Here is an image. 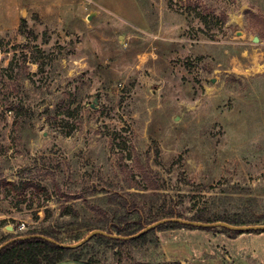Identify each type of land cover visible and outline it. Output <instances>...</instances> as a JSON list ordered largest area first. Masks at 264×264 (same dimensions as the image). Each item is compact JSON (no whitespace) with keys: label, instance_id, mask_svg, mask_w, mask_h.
<instances>
[{"label":"rangeland","instance_id":"obj_1","mask_svg":"<svg viewBox=\"0 0 264 264\" xmlns=\"http://www.w3.org/2000/svg\"><path fill=\"white\" fill-rule=\"evenodd\" d=\"M138 3L144 29L90 0H0V244L105 228L119 204L264 223V0ZM149 232L144 246L91 238L66 261L264 264V231Z\"/></svg>","mask_w":264,"mask_h":264},{"label":"trees","instance_id":"obj_2","mask_svg":"<svg viewBox=\"0 0 264 264\" xmlns=\"http://www.w3.org/2000/svg\"><path fill=\"white\" fill-rule=\"evenodd\" d=\"M23 26H26V20H22ZM129 159L141 169V174L149 178V172L143 166L139 156H129ZM134 174L133 170L131 171ZM147 172V173H146ZM14 189H19L18 184L10 183ZM131 189L144 190L148 185L143 186L141 182L130 186ZM150 188V187H149ZM120 210L113 212V217L110 223L105 228L97 227L93 222H67L57 224L55 226L36 227L28 232L16 235H7L0 246L7 243L0 250V264H60L68 258H72L75 254V249L72 248L74 244H78L84 240L94 230H102L108 235H96L93 238L111 242V243H129L134 245L144 246L147 243V237L151 232L137 236L148 226L163 220H169L157 227L159 230H179V229H198V227L184 223L183 221H195L202 223H217L226 222L237 226L250 225H264V223L246 224L240 220H231L226 216H217L214 218H207L204 213H197L191 218H183L177 216H162L158 215L152 217H143L137 212L122 211L125 206L119 204ZM76 225V226H75ZM215 232L229 233L232 237H236L246 232H237L224 227L214 228H200ZM151 231V230H150ZM264 230H257L260 233ZM251 232V231H250ZM253 232V231H252ZM118 237H134L132 239H121ZM79 261L75 258L73 261Z\"/></svg>","mask_w":264,"mask_h":264},{"label":"crops","instance_id":"obj_3","mask_svg":"<svg viewBox=\"0 0 264 264\" xmlns=\"http://www.w3.org/2000/svg\"><path fill=\"white\" fill-rule=\"evenodd\" d=\"M90 3L96 6L97 13L103 10L130 27L144 29L147 26L138 0H90Z\"/></svg>","mask_w":264,"mask_h":264},{"label":"water","instance_id":"obj_4","mask_svg":"<svg viewBox=\"0 0 264 264\" xmlns=\"http://www.w3.org/2000/svg\"><path fill=\"white\" fill-rule=\"evenodd\" d=\"M24 16H25V14H24ZM167 221H169V220H163V221L157 222V223H155V224H153L151 226H148L143 231H141L137 236L142 235V234H145V233L149 232L150 230L158 227L159 225H161V224H163V223H165ZM183 222L186 223V224H189V225L198 227V228L224 227V228L230 229L232 231H237V232H250V231L264 230V225L237 226V225H231V224L226 223V222H217V223H202V222H195V221H183ZM11 228L12 227H9V229H11ZM99 234H101V235H108L106 232H104L102 230H94L84 240H82L81 242H79L78 245H81L83 243H86L91 238H93L94 236L99 235ZM137 236H134V237H137ZM113 237H115V238H121V239H124V240L134 238V237H118V236H113ZM5 245H7V243H5L2 246H0V250ZM78 245H76V246H78ZM71 247H74V246H71ZM60 264H79V262H77V261H64V262H62Z\"/></svg>","mask_w":264,"mask_h":264},{"label":"built area","instance_id":"obj_5","mask_svg":"<svg viewBox=\"0 0 264 264\" xmlns=\"http://www.w3.org/2000/svg\"><path fill=\"white\" fill-rule=\"evenodd\" d=\"M25 228V225H22L21 230Z\"/></svg>","mask_w":264,"mask_h":264}]
</instances>
